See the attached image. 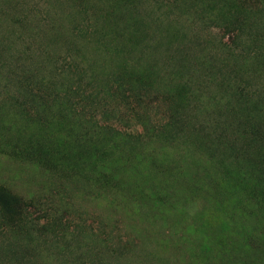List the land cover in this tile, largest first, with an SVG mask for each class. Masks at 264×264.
<instances>
[{"label":"rangeland","instance_id":"rangeland-1","mask_svg":"<svg viewBox=\"0 0 264 264\" xmlns=\"http://www.w3.org/2000/svg\"><path fill=\"white\" fill-rule=\"evenodd\" d=\"M0 264H264V0H0Z\"/></svg>","mask_w":264,"mask_h":264}]
</instances>
